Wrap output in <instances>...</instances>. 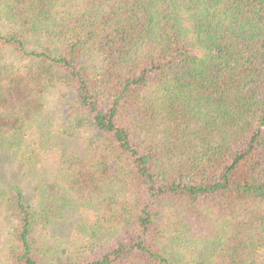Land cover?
Here are the masks:
<instances>
[{"label":"trees","instance_id":"16d2710c","mask_svg":"<svg viewBox=\"0 0 264 264\" xmlns=\"http://www.w3.org/2000/svg\"><path fill=\"white\" fill-rule=\"evenodd\" d=\"M0 264H264V0H0Z\"/></svg>","mask_w":264,"mask_h":264},{"label":"rangeland","instance_id":"374dc122","mask_svg":"<svg viewBox=\"0 0 264 264\" xmlns=\"http://www.w3.org/2000/svg\"><path fill=\"white\" fill-rule=\"evenodd\" d=\"M53 106V105H52Z\"/></svg>","mask_w":264,"mask_h":264}]
</instances>
